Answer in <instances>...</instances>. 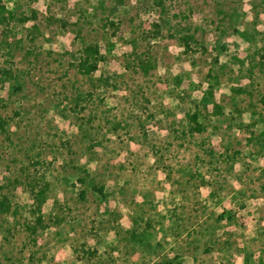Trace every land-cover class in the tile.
I'll return each mask as SVG.
<instances>
[{
	"label": "rangeland",
	"instance_id": "374dc122",
	"mask_svg": "<svg viewBox=\"0 0 264 264\" xmlns=\"http://www.w3.org/2000/svg\"><path fill=\"white\" fill-rule=\"evenodd\" d=\"M3 3L0 264H264V0Z\"/></svg>",
	"mask_w": 264,
	"mask_h": 264
},
{
	"label": "trees",
	"instance_id": "16d2710c",
	"mask_svg": "<svg viewBox=\"0 0 264 264\" xmlns=\"http://www.w3.org/2000/svg\"><path fill=\"white\" fill-rule=\"evenodd\" d=\"M5 11H6V6L5 4L3 3V0H0V22L4 21V19H7V16L5 15ZM185 45L189 48L190 47V44L188 41H185ZM87 52H88V56L81 60L80 63H79V67L81 68V70L86 73V74H90L92 73L94 70L97 69L98 67V62L95 61V62H90L89 61V55L92 54L93 52L96 53V55L99 53V50H97L94 46L90 45L87 47ZM99 55V54H98ZM102 56L100 55L98 59H101ZM262 63L264 64V59H262ZM193 122L195 123V126L192 128L193 131H198V132H201L204 130V125L198 121V115L195 113L191 116ZM0 125L1 127H4V119L1 118V121H0ZM47 187H48V184L46 183V185L44 187H42L41 189H39L35 194H34V197H35V202H36V208H35V211H36V219H37V223L34 224V225H28V229L31 233H36L38 231V227H42L43 226V216L41 214H39L41 211H42V205L44 203V199L46 197V193H47ZM85 195V192L83 191L82 192V197H84ZM39 212V213H38Z\"/></svg>",
	"mask_w": 264,
	"mask_h": 264
}]
</instances>
